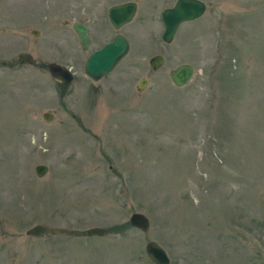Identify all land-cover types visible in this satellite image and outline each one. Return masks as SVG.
<instances>
[{
    "label": "rangeland",
    "instance_id": "1",
    "mask_svg": "<svg viewBox=\"0 0 264 264\" xmlns=\"http://www.w3.org/2000/svg\"><path fill=\"white\" fill-rule=\"evenodd\" d=\"M126 1L138 13L116 31L107 12ZM176 1L0 0V264H154L150 242L170 264H264V0H202L204 16L166 44L161 14ZM74 22L89 28L88 51ZM118 33L130 53L92 81L87 59ZM22 52L34 64L19 66ZM183 64L195 75L178 88L170 71ZM39 224L106 234L27 236Z\"/></svg>",
    "mask_w": 264,
    "mask_h": 264
},
{
    "label": "water",
    "instance_id": "2",
    "mask_svg": "<svg viewBox=\"0 0 264 264\" xmlns=\"http://www.w3.org/2000/svg\"><path fill=\"white\" fill-rule=\"evenodd\" d=\"M207 6L201 0H177L175 6L167 9L162 13V20L165 31L162 40L171 44L180 28L186 22H193L200 19L206 12ZM138 11L136 3L129 2L117 5L109 10L108 16L115 29L120 30L125 25L130 24ZM73 30L76 32L80 46L83 51H88L92 44V40L88 35V29L81 23H74ZM131 50L130 42L123 35H116L112 42L104 46L102 49L95 51L87 60L85 65L86 75L93 81H101L105 76L112 73L116 67L128 56ZM18 60L22 64L32 65L34 58L30 54H20ZM5 62L0 61V67L5 66ZM164 64L162 56H155L150 60L151 68L158 71ZM48 70L52 77L63 85L73 82L74 74L71 69L53 63L48 66ZM195 75V68L190 64H183L170 71V78L173 84L182 88L187 86ZM148 84V80H142L139 91H142ZM52 114H45L47 122L52 121ZM48 172V167L39 165L36 167V174L39 178H43ZM130 224L134 228H138L143 232H147L150 228L149 218L142 213H134L130 218ZM60 234L75 235L81 237L84 235L82 231H70L68 229L49 228L44 225H37L27 231V235L31 237H47L57 236ZM106 230L102 228H93L86 231V235L103 237ZM146 253L154 264H170L171 260L166 250L157 242H150L146 246Z\"/></svg>",
    "mask_w": 264,
    "mask_h": 264
},
{
    "label": "flooded vegetation",
    "instance_id": "3",
    "mask_svg": "<svg viewBox=\"0 0 264 264\" xmlns=\"http://www.w3.org/2000/svg\"><path fill=\"white\" fill-rule=\"evenodd\" d=\"M129 2H131V1H129ZM124 3H128L127 1L126 2H123V3H121V4H124ZM119 5V4H118ZM39 9V7H37V9L36 10H38ZM40 13V14H39ZM43 14V16H41V19L43 20L42 21V23H43V25L46 23V25L50 22V20H51V15L48 13V11L46 10V9H42V10H40V12H36V17L38 18V20L40 19V15H42ZM40 19V20H41ZM1 32H2V29H1V27H0V34H1ZM19 32H20V30H19ZM31 33H32V35L34 36V37H39L40 36V34H41V32L38 30V29H34V30H32L31 31ZM88 33H89V36L91 37V40H92V44L94 43V40H93V38H92V36L90 35V31L88 30ZM113 40V39H112ZM46 41V40H45ZM91 44V45H92ZM107 44V43H106ZM100 48H102V47H100ZM99 48V49H100ZM22 53H29V52H22ZM20 54V53H19ZM18 54V55H19ZM31 54V53H30ZM18 55H17V58H18ZM33 56V55H32ZM34 57V56H33ZM0 60H2V59H0ZM4 61V60H3ZM6 62V61H5ZM17 64L20 66V65H22V64H20L19 62H18V59H17ZM6 66H7V62H6ZM5 66V67H6ZM45 67H48V64L47 65H45Z\"/></svg>",
    "mask_w": 264,
    "mask_h": 264
}]
</instances>
